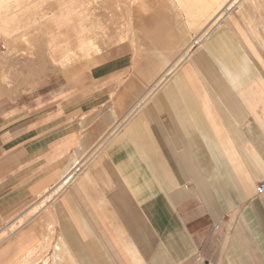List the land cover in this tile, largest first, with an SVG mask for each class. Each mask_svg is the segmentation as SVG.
<instances>
[{
	"label": "crops",
	"instance_id": "crops-1",
	"mask_svg": "<svg viewBox=\"0 0 264 264\" xmlns=\"http://www.w3.org/2000/svg\"><path fill=\"white\" fill-rule=\"evenodd\" d=\"M223 18L174 60L179 24L152 44L142 29L129 80L121 58L96 66L60 109L48 81L0 103L5 250L53 237L54 264L64 249L74 264H264V14Z\"/></svg>",
	"mask_w": 264,
	"mask_h": 264
},
{
	"label": "rangeland",
	"instance_id": "rangeland-1",
	"mask_svg": "<svg viewBox=\"0 0 264 264\" xmlns=\"http://www.w3.org/2000/svg\"><path fill=\"white\" fill-rule=\"evenodd\" d=\"M155 5L143 8L140 0H0V103L28 93L42 96L48 81L53 98L59 99L56 101L60 109V103L71 99L65 92L68 83L86 84L87 75L94 67L118 58L127 66L123 72L125 77L117 79L118 83H124L133 76L140 53L145 54L147 50L141 41V30L144 40L152 44L150 40L154 36L150 33L162 23L174 29L180 25L187 38L186 43H178L172 60L187 44L192 43L191 50L205 27L195 32L189 29L183 9L175 0L166 3V8ZM233 6L222 14L224 18L242 16L251 9L264 14V0H243L240 6ZM162 13L164 16L156 19ZM212 18L205 22L206 27L215 19ZM145 61L143 56V66ZM36 210L38 207L32 213ZM6 228L0 233V242L8 236ZM52 240L53 237L30 249L24 243L11 251L5 250L9 243L5 241L0 245V252L4 254L0 264H54ZM71 252L64 249L59 262L74 264Z\"/></svg>",
	"mask_w": 264,
	"mask_h": 264
},
{
	"label": "bare ground",
	"instance_id": "bare-ground-1",
	"mask_svg": "<svg viewBox=\"0 0 264 264\" xmlns=\"http://www.w3.org/2000/svg\"><path fill=\"white\" fill-rule=\"evenodd\" d=\"M178 4V7H180L181 9H183L184 12V19L188 24V28L191 30H195L197 31L198 29H202V27L205 29L201 31V34H196V36L198 37V39L196 40V42H199L200 40H202V38L208 34V32L210 31V29L214 26L217 25L216 23L219 22L218 20L221 18V16H223L222 14H225V11L228 12V10L230 8H232V6L234 4H236L238 1L240 0H175ZM141 3H143V8L144 6H150V5H154V7L156 6L155 4L162 5L163 8H166V3H172L173 0H140ZM140 5V3L138 4ZM142 5V4H141ZM140 5V6H141ZM151 7V6H150ZM137 9V8H136ZM148 9V8H147ZM150 9V8H149ZM152 9V8H151ZM158 7L156 9V11H158ZM162 10V9H160ZM148 11V10H147ZM151 12V11H150ZM155 12V11H154ZM138 13V11H137ZM140 13V12H139ZM148 14V13H147ZM163 13L162 14H158L156 19L158 17H163ZM214 16V18H212ZM212 18V22H208L209 24H207V27L205 26V22H207L209 19ZM223 18V17H222ZM194 31V32H195ZM200 33V32H199ZM196 38V37H195ZM194 38V39H195ZM140 46V45H139ZM187 49V48H186ZM184 59V58H183ZM154 68V67H153ZM172 70V68L168 69L167 73H169ZM159 79V78H158ZM157 79V80H158ZM154 87H156V85H153ZM77 158V157H76ZM49 201V200H48ZM40 207V205H39ZM43 207V206H42ZM34 213V212H33ZM22 223V222H21ZM20 223V224H21ZM19 224V223H18ZM65 245V244H64ZM58 247V245H57ZM55 249H56V245H55ZM54 252V251H53ZM58 253V250L56 251ZM55 253V252H54ZM56 257V256H55ZM61 257V256H60ZM56 259V258H55ZM57 262V261H56ZM56 264V263H55Z\"/></svg>",
	"mask_w": 264,
	"mask_h": 264
},
{
	"label": "built area",
	"instance_id": "built-area-1",
	"mask_svg": "<svg viewBox=\"0 0 264 264\" xmlns=\"http://www.w3.org/2000/svg\"><path fill=\"white\" fill-rule=\"evenodd\" d=\"M257 193L262 195L264 194V183H260L259 186L257 187ZM223 218L219 219L214 225H213V229L214 230H218L220 227V224L222 222Z\"/></svg>",
	"mask_w": 264,
	"mask_h": 264
}]
</instances>
